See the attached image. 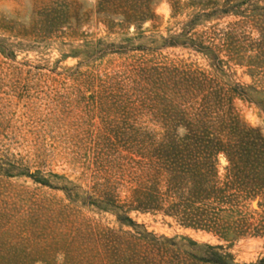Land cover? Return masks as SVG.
I'll use <instances>...</instances> for the list:
<instances>
[{
  "label": "rangeland",
  "instance_id": "obj_1",
  "mask_svg": "<svg viewBox=\"0 0 264 264\" xmlns=\"http://www.w3.org/2000/svg\"><path fill=\"white\" fill-rule=\"evenodd\" d=\"M259 18L264 0H0V264L159 260L135 254L133 238L141 236L168 250L167 264H200L191 255L212 253L204 244L222 245L235 263L262 259L261 238L227 242L161 214L133 212V223H122L98 207L93 187L105 176L95 171L90 143L105 123L122 120L115 108L102 112L103 82L134 64L202 71L227 89L254 87L251 102L236 97L233 107L264 134V83L244 67L221 65L224 53L214 59L190 45ZM137 126L158 130L145 116ZM121 145L101 148L126 154ZM220 162L227 164L223 155ZM116 194L123 199L127 190ZM244 210L256 211L252 201Z\"/></svg>",
  "mask_w": 264,
  "mask_h": 264
},
{
  "label": "trees",
  "instance_id": "obj_2",
  "mask_svg": "<svg viewBox=\"0 0 264 264\" xmlns=\"http://www.w3.org/2000/svg\"><path fill=\"white\" fill-rule=\"evenodd\" d=\"M249 24L235 23L219 34L205 32L190 45L214 59L224 53L227 60H219L221 65L244 67L262 84L264 18ZM247 26L258 37L247 33ZM102 87V112L115 108L122 120L117 126L105 123L90 140L96 149L95 171L105 176L103 184L93 187L98 207L115 213L122 223H133V212L161 214L227 242L264 239V134L242 122L233 107L236 97L251 102L248 91L257 92L254 87L227 89L202 71L149 64H134ZM143 116L158 130L137 126ZM101 143H123L126 154L104 150ZM119 188L127 190L123 199L116 194ZM249 201L258 204L253 213L244 210ZM133 241L138 257L154 256L160 259L149 264H167L168 250L160 244L142 236ZM204 247L213 252L191 255L200 264H240L222 245ZM255 264H264V257Z\"/></svg>",
  "mask_w": 264,
  "mask_h": 264
},
{
  "label": "water",
  "instance_id": "obj_3",
  "mask_svg": "<svg viewBox=\"0 0 264 264\" xmlns=\"http://www.w3.org/2000/svg\"><path fill=\"white\" fill-rule=\"evenodd\" d=\"M252 206H253L254 209H257V208H258V204H257V202H256V201L253 202V203H252Z\"/></svg>",
  "mask_w": 264,
  "mask_h": 264
}]
</instances>
